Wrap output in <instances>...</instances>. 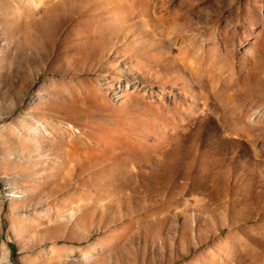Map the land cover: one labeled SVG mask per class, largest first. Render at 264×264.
Instances as JSON below:
<instances>
[{
	"label": "rangeland",
	"instance_id": "374dc122",
	"mask_svg": "<svg viewBox=\"0 0 264 264\" xmlns=\"http://www.w3.org/2000/svg\"><path fill=\"white\" fill-rule=\"evenodd\" d=\"M0 264H264V0H0Z\"/></svg>",
	"mask_w": 264,
	"mask_h": 264
},
{
	"label": "bare ground",
	"instance_id": "6f19581e",
	"mask_svg": "<svg viewBox=\"0 0 264 264\" xmlns=\"http://www.w3.org/2000/svg\"><path fill=\"white\" fill-rule=\"evenodd\" d=\"M247 34H248V33L245 32V33L241 34V37H242V38H247ZM222 74H223V73H222Z\"/></svg>",
	"mask_w": 264,
	"mask_h": 264
}]
</instances>
